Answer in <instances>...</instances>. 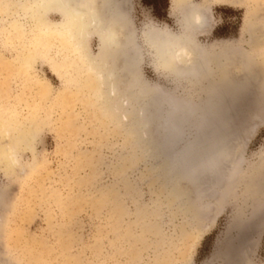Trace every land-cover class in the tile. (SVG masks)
Masks as SVG:
<instances>
[{
    "label": "rangeland",
    "instance_id": "obj_1",
    "mask_svg": "<svg viewBox=\"0 0 264 264\" xmlns=\"http://www.w3.org/2000/svg\"><path fill=\"white\" fill-rule=\"evenodd\" d=\"M249 1L238 6L209 1L207 31L191 34L209 54L234 52L228 82L242 80L241 86H247L229 98L236 108L227 143L231 150L239 145L237 175L216 189L215 198L206 199L209 207L202 213L196 210L199 202L191 198L194 206L179 196L190 190L186 182L175 183L159 156L144 153L131 109L126 116L120 103L95 98L88 78L76 71L69 78L66 66L61 75L53 73L49 61L63 62L68 55L60 40L49 58L39 57L32 69L50 84L38 96L9 63L21 45L5 35L2 28L11 18L0 12V60L8 61L0 64V108L14 111L23 123L41 119L33 151L20 148L16 165L6 163L0 151V264H264V0L260 5ZM126 2L123 9L142 53V80L171 100L203 98L204 80L192 82L156 65L142 39L152 26L187 32L173 0L159 15L144 0ZM49 18L63 19L58 13ZM250 30L262 36L258 42H251ZM88 45L93 54L99 52L96 36ZM209 77L217 82L221 76ZM136 102L141 101L130 99L125 107ZM183 137L177 149L191 140L190 130Z\"/></svg>",
    "mask_w": 264,
    "mask_h": 264
},
{
    "label": "bare ground",
    "instance_id": "obj_2",
    "mask_svg": "<svg viewBox=\"0 0 264 264\" xmlns=\"http://www.w3.org/2000/svg\"><path fill=\"white\" fill-rule=\"evenodd\" d=\"M209 1L238 6L247 0H203L201 3L195 0H173L187 32L174 34L152 26L147 27L142 35L156 65L175 76L187 77L192 82L200 80L201 83L204 80L205 84L201 85L204 97L196 102L185 103L161 95L154 86L138 75L142 53L132 22L123 9L126 0H0V12L7 13L11 18L2 30L9 40H13L11 44L17 40L21 45L20 49L16 48V55L9 63L32 84L36 94L40 96L44 88L50 89V84L32 73L34 64L39 57L47 60L53 44L60 40L68 55H65L63 62L49 59L53 73L61 75V69L66 66L69 78L75 77L73 74L76 73L88 78L95 98H103V102L120 103L126 116L131 109L135 114L136 122L133 126L136 127V139L142 138L146 145L144 153L159 156L164 168L173 175L175 183L186 182L190 190L179 196H186L188 201L194 199L199 202L197 213H202L209 207L210 201H205L215 198L218 187L228 184L237 175L239 145L231 150L228 145L230 142L227 143L231 137L228 132L229 117L232 109L236 108L232 105L235 99L231 102L229 98L234 90L243 91L247 87L246 82L241 86L242 83L239 82H243L242 80L236 85L228 82L226 71L231 65L229 60L236 56L234 52L225 49L223 54H220L222 50H218L215 55L209 54L192 38L191 34H204L210 25L211 17L206 9ZM252 2L260 5L263 0ZM51 13H58L63 19L52 21L49 18ZM255 24L256 22L251 26ZM254 32H251L252 43L258 42L262 37L255 36ZM93 35L100 44L97 54H93L88 45V40ZM7 62L0 60V64ZM253 64L256 65L254 61ZM240 69L243 71L246 68L240 66ZM214 72L221 76L217 82L209 77ZM130 99L141 102L132 103L130 108L125 107L129 106ZM252 102L250 105H256V101ZM155 120L158 122L157 128L151 130V124ZM28 121L23 123L14 111L8 112L5 108H0V139L4 141L0 151L4 161L10 165L19 162L20 148L33 151L41 119L34 117L32 121ZM188 130L192 135L191 140L177 149L178 141H181ZM192 203L193 200L190 204ZM233 264L239 263L235 261Z\"/></svg>",
    "mask_w": 264,
    "mask_h": 264
},
{
    "label": "trees",
    "instance_id": "obj_3",
    "mask_svg": "<svg viewBox=\"0 0 264 264\" xmlns=\"http://www.w3.org/2000/svg\"><path fill=\"white\" fill-rule=\"evenodd\" d=\"M145 3L151 5L155 12L159 15L161 7L168 9L171 6L170 0H144Z\"/></svg>",
    "mask_w": 264,
    "mask_h": 264
}]
</instances>
